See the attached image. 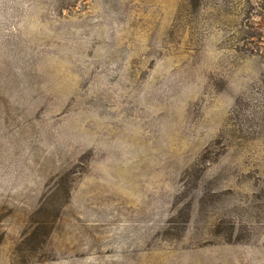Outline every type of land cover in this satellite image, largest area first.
Instances as JSON below:
<instances>
[{"label":"rangeland","instance_id":"rangeland-1","mask_svg":"<svg viewBox=\"0 0 264 264\" xmlns=\"http://www.w3.org/2000/svg\"><path fill=\"white\" fill-rule=\"evenodd\" d=\"M0 264H264V0H0Z\"/></svg>","mask_w":264,"mask_h":264}]
</instances>
